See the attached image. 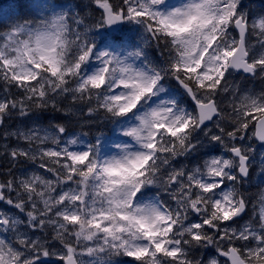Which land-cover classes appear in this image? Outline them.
Returning <instances> with one entry per match:
<instances>
[{
  "label": "snow or ice",
  "instance_id": "1",
  "mask_svg": "<svg viewBox=\"0 0 264 264\" xmlns=\"http://www.w3.org/2000/svg\"><path fill=\"white\" fill-rule=\"evenodd\" d=\"M92 2L102 10L97 28L136 25L168 56L156 64L139 45L101 48L56 4L0 8V125L57 109L69 94L121 137L106 158L99 136L69 138L64 124L50 134L37 118L28 131L5 132L24 142L5 143L6 158L37 167L0 182V264H264V193L259 220L240 224L247 200L237 188L254 162L250 141L264 145V91L234 98L227 124L218 99L229 69L264 77V14L249 22L241 0ZM44 7L51 13L33 15ZM206 143L223 151L190 169L172 164ZM209 247L206 259H188Z\"/></svg>",
  "mask_w": 264,
  "mask_h": 264
},
{
  "label": "rangeland",
  "instance_id": "2",
  "mask_svg": "<svg viewBox=\"0 0 264 264\" xmlns=\"http://www.w3.org/2000/svg\"><path fill=\"white\" fill-rule=\"evenodd\" d=\"M80 1L83 3V5L85 7H91V6L95 7V5H96L94 2H92V0H80ZM114 1L115 0H110V3H113ZM116 2L118 3L117 5H119L120 0H116ZM175 2L179 3L180 0H175ZM41 3L47 4V0H42ZM254 8H260L261 10H264V0H256V2L254 4ZM62 10L65 11L66 13H68V9L67 8L62 9ZM45 13H49V14L51 13V12H47V7H44L41 10L37 11V16H41L42 17ZM260 15H261V13H259V14L258 13H253L250 16L252 18L249 19V22H251V20L254 17L258 18ZM137 27L138 26H136V25L126 23L123 31L120 34H118L114 39H107V38L104 37V35L97 34L96 41H98V43H99L97 45L100 46L101 48H103L104 45L109 40H112L113 42H120L125 47L133 45L132 42H136V44H140V45L147 44L148 43L147 34L144 33L143 30L137 31ZM257 39H258L257 36H249L248 37L249 43L251 45L255 46L254 47V51H256L258 53L260 51V49H259V46L257 44ZM226 77H227V80H228V88L229 87L235 88L236 91L232 92V93L222 92V93H220V95L218 97V99L221 102V108L223 109L225 115H228V118H225L222 121V123H224V124L229 123L230 122V118L233 115L231 102L234 100V98H237V97H240V96H243V95H248L246 93L241 92L238 89L239 81H235L231 76H228L227 73H226ZM238 79H241V77H239ZM254 81L257 84L264 85V77H262L260 75H257V77H256V79ZM7 88L9 89V87H7ZM246 89H248V90L252 89L254 92H256V89H254L251 85L246 87ZM5 91H6V88L3 90V92H5ZM222 95L226 96V99H224L225 97H222ZM0 97H2L1 92H0ZM61 100L64 101V102L68 101L69 103L70 102H74V100H72V98H71V96L69 94H65L62 97ZM238 102L239 101L237 100V103ZM69 112H71L74 115L75 119H82V117H84L85 119L89 118L88 114L86 115V114L80 113V106H74V108H71L69 110ZM37 118H38V126L42 127L43 129L48 130L49 133L51 134L52 133V129H48V128L43 127L41 125L42 118L40 117V114H38L36 112H33V109L31 110L29 115H26V116H21L17 112L15 114L7 117V119H9V120L11 119L10 120L11 123H6V124H4V126H2L0 128V148H2V146L5 143H7L10 147H14L19 142L23 146L24 142L23 141H17L15 136L8 137L7 141H5V132L6 131L7 132H15L18 129L21 130V131H28L31 127L34 126L33 120H35ZM81 123H83V122H81V121L80 122H76V123L74 122V124H71L70 127L67 128V134H68L69 138L80 137V138H82L84 140V137L80 134V132H73L72 131L74 126H76V127H77V125L80 126ZM211 127L213 128L214 131H218V129H216L214 127V125H212ZM117 135H118V138H121L120 137V133L118 131H117ZM201 139L202 140H206V138L203 137V136H201ZM208 146H209V144L206 143L205 147L200 149V152H202L204 154V156H205L204 158L200 159V161H202V162L204 161L205 158H208L210 155H214V154H210V155L207 154V152L210 151V149H208ZM253 147L255 149L256 145H253ZM114 151H115V148H114V145L112 143L104 150L103 153L105 154V156L107 158ZM260 158H261L260 156H257L254 159V162L252 163V167L254 169L253 172H254L255 175L256 174L262 175L261 168H260ZM20 161H22V162H20ZM20 161H18V162H16L14 164L15 168L17 170L16 173H18L20 175L19 178H24V173L25 172H27L29 175H31L32 171L35 170L36 167H37V164H34L32 162H29V161L28 162L30 163V165L24 164L22 158L20 159ZM2 164H9L8 166L12 167L13 163L11 162L10 157L6 158V154L2 150H0V165H2ZM40 171L43 172L44 170L41 169ZM0 207H6V206L0 205ZM250 209L252 210V214L248 216L250 221L249 220H241V221H239L240 224H243L245 222H255V221L259 220V216L260 215L259 216H254L253 215L254 214L253 206ZM260 209H259V213H260ZM25 220H26V218H25ZM38 234L39 235H46V233H38ZM207 249L209 250L208 252L212 251L211 247H209ZM200 255H201V253H200ZM204 258L206 259V257H204ZM85 259H87V257H85ZM115 259L118 260V261H132V260H130V259H132L131 257H126V256L115 257ZM197 260H202V259H197Z\"/></svg>",
  "mask_w": 264,
  "mask_h": 264
},
{
  "label": "trees",
  "instance_id": "3",
  "mask_svg": "<svg viewBox=\"0 0 264 264\" xmlns=\"http://www.w3.org/2000/svg\"><path fill=\"white\" fill-rule=\"evenodd\" d=\"M42 1V0H41ZM15 0H0V8H3L7 10L10 5L14 4ZM243 3V0H241V4ZM47 4H56L59 7L57 8V11H60L62 9L67 8L69 17L72 15H78L81 20L83 21L81 25V29L84 31H87L88 39L96 41L97 34L99 35H105L104 29L97 28L96 25L101 20L100 11L96 10L95 7H85L83 3L80 0H47ZM113 5H117L118 3L116 0L112 3ZM255 3L249 4V9H247L245 12L248 13V15H252L253 13H259L261 12V9L254 8ZM242 6H240L241 8ZM47 12H51L50 8H47ZM33 15L37 16V11H33ZM149 51L148 58L153 63L159 64V62H163L167 56L168 53L166 50L162 51V46L157 47L156 44H151L149 47L146 48V51ZM145 51V52H146ZM147 53V52H146ZM0 84L3 88L5 87V82L0 80ZM11 92H16L17 90L12 87L11 85H8ZM232 87H229V91L227 93H232ZM248 89H246V92ZM2 92V91H0ZM248 93V92H247ZM251 93V92H250ZM226 99V96H223ZM62 97L57 98V109H53L51 105L44 110L38 109V114H40V117L42 118V123L44 124H74L75 118L74 115L69 112L71 108H74L75 104H83L84 106L80 107V110L82 113L84 110L87 109V103L86 102H79L74 101L73 104L69 103L68 101L64 102L61 100ZM86 103V104H85ZM95 98H93L92 104L95 106ZM228 118V115L227 117ZM73 119V120H72ZM82 122L80 129L87 133L89 140H94L97 136L100 137L102 147L104 143H107L113 139V132H114V125L103 120L102 115L100 117H93L92 120L85 119L82 117ZM9 164H2L0 165V180L3 182L5 179H12L13 174L15 177L19 178L20 175L17 172L15 165L12 164L11 166H8ZM261 186H255L253 188H250L246 192V197L250 198H257V194H260L262 191ZM196 252V249H192L191 252Z\"/></svg>",
  "mask_w": 264,
  "mask_h": 264
},
{
  "label": "water",
  "instance_id": "4",
  "mask_svg": "<svg viewBox=\"0 0 264 264\" xmlns=\"http://www.w3.org/2000/svg\"><path fill=\"white\" fill-rule=\"evenodd\" d=\"M123 25V24H122ZM122 25H113V26H110V27H107V30H108V32H110V33H113V32H117L121 27H122ZM113 28H115V29H117L116 31H112V29ZM231 70H234V69H231ZM234 71H236V72H238V73H240V72H242V71H238V70H234ZM245 74V73H244ZM246 75H249V74H246ZM215 118V117H214ZM208 124H210L211 122H207ZM258 141V140H257ZM260 144H261V142L260 141H258ZM223 258V257H222ZM225 259V258H224ZM230 264H231V262H229Z\"/></svg>",
  "mask_w": 264,
  "mask_h": 264
}]
</instances>
